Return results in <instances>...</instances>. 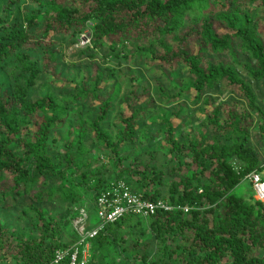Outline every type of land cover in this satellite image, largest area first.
I'll use <instances>...</instances> for the list:
<instances>
[{
  "label": "trees",
  "instance_id": "1",
  "mask_svg": "<svg viewBox=\"0 0 264 264\" xmlns=\"http://www.w3.org/2000/svg\"><path fill=\"white\" fill-rule=\"evenodd\" d=\"M29 1L31 8L24 0H0V70L12 60L17 64L11 91L0 92V208L25 200L22 214L32 221L28 235L0 222L3 260L50 264L58 250L72 245L62 236L77 209L91 213L102 192L125 181L174 209L107 225L91 240L89 264H264V204L253 193L246 198L236 192L251 174L264 172V110L252 88L264 81V0ZM87 29L91 44L79 58L95 61L103 53L117 66L72 65L66 76L57 73L60 51L43 41L54 35L76 45ZM39 47L45 49L43 66L28 52ZM225 54L233 61L221 59ZM123 63L132 88L122 103L130 115L118 114L113 133L108 122L122 93ZM130 65L171 80L169 89H158L166 104L194 96L202 110L212 106L204 116L212 134L185 132L186 104L158 110L151 88L135 83L141 77ZM181 69L187 77H180ZM60 83L68 91L58 94ZM220 91L235 98L214 101L209 95ZM85 106L92 108L86 118ZM142 120L160 125L159 148L172 157L171 181L158 178L162 173L150 163L121 169L127 147L154 138ZM53 147L61 153L52 155ZM99 148L113 164L109 177L97 165L102 157L93 156ZM57 195L69 205L60 218L44 206ZM127 228L133 230L128 239Z\"/></svg>",
  "mask_w": 264,
  "mask_h": 264
},
{
  "label": "rangeland",
  "instance_id": "2",
  "mask_svg": "<svg viewBox=\"0 0 264 264\" xmlns=\"http://www.w3.org/2000/svg\"><path fill=\"white\" fill-rule=\"evenodd\" d=\"M24 5L27 6L28 8H31L32 5L30 4L29 0H24ZM1 3V2H0ZM34 7H36L35 4H33ZM2 11L0 10V15ZM54 35L50 37L49 40L43 41L44 45L55 43L54 46H51L50 48H56L57 50L60 51V58L58 61V67H57V73H62L64 76L67 75L68 71L71 69L72 65L77 66L73 67L74 69H79L82 65L84 66H89L90 69L93 68L94 65L101 66L102 68H110V67H116L117 66V60L108 57L107 59L105 58V55L103 53L98 54L97 59L93 61V59L89 57H80V52L81 50L86 49V46L91 44V32L89 29H87L84 34L81 35V38L79 40V43L76 45H69L67 43H62L61 41L57 40L56 38H53ZM90 42V43H89ZM56 46V47H55ZM132 46H128V50H131ZM33 59L40 60V64L43 66L46 64V61L44 60L45 57V49L42 47H39L36 50L33 51H28ZM211 57V56H210ZM223 60L232 62V57L229 54H225L221 56ZM242 58V57H241ZM17 66L14 61H10L9 65L6 67L5 70H0V92H5V91H11V86H12V77L11 73ZM129 65L124 64L121 67L122 72L124 73V77L121 78L119 76V73H117V79H124L122 81L120 79V82L122 83V93L121 96L116 102L114 103V111L111 114V118L108 122V126L111 128V131L115 133L116 127L114 126V122L118 116L119 113L122 111L126 115H130V110L127 107L126 104L122 103V97L125 95L129 94V89H131V85L129 82V71H128ZM130 68L133 72L138 73L141 77L140 80H137L135 83L141 84L143 86L144 84H148L149 87L151 88V96L153 99L156 101V106L157 109L159 110L161 107H165L169 111H176L178 110L179 106L182 104H186L189 108V113L186 116L183 124H185V132H189L190 130H194L197 132L200 128L204 129L205 132H210V130L207 129V127L204 124V116L207 113L212 112L213 108L212 106H207L205 110L201 109L200 104H195L196 97L194 96H189L186 99L182 101V103H172L170 105L166 104V101H161L162 97H160L159 94V85H162L164 89H169L170 87V82L171 80H167L165 77H162L161 72L155 73L152 72L151 70H148L145 68L143 65H130ZM120 77V78H119ZM180 77L184 78L187 77V73L183 71V69L180 70ZM169 78V77H167ZM118 81V80H117ZM119 82V81H118ZM252 88L254 93L257 96L258 99V104L261 106V108L264 110V81L262 82H254L252 83ZM58 94L65 93L68 91V89L64 88L63 83H60V88L56 89ZM111 92L108 90V93ZM171 93H173L171 91ZM34 98L38 96V92H34ZM211 96H213L214 101H223V102H229L231 99L235 98L234 94H228L226 92H210ZM92 110L91 107L85 106L82 113L83 117H87L89 112ZM75 111V110H74ZM75 113V112H74ZM74 120H76V116H74ZM142 126H148L149 131L153 134L154 138L151 140L149 143L146 141L145 143H139L135 146H130L126 148V151L124 153V157L127 159L125 163L121 166V169L125 168L128 166L129 162L133 165L131 166H139V163L141 162L142 164H147L150 163L152 166L156 167L161 173V175H158L160 177L158 178H164L165 180L171 181V175L170 172L172 171L173 168V163H172V157L164 150H161L159 148V144L161 141V135L159 134V129L160 125L159 124H153L151 123L150 120H142L141 121ZM255 123H259V119L256 117L255 118ZM179 121H174V125L178 126ZM204 124V125H203ZM203 125V127L201 126ZM183 129V128H181ZM208 130V131H207ZM62 132H65V129L62 130ZM211 133V132H210ZM256 127L253 128V135H254V140L253 143L257 145L258 141L256 140ZM212 134V133H211ZM88 145H91L93 143L92 139H89L87 141ZM146 146H149L155 150L153 155L148 153V149ZM61 153V149H55L53 147L51 154H58ZM100 155L102 157L101 162L98 163L97 165L100 168H103L102 170L107 173V176L109 177L113 173V164L111 160L108 158V152L105 151L104 149H97L96 152L93 154V156ZM251 184L249 181L243 182V184L238 188L236 191L238 195H242L246 198H249L253 191L251 190ZM76 191L78 194H82L83 196L86 197V199H89V196H86L85 193H83V190H80L76 188ZM25 200L22 201L19 205L15 206L13 209L8 210L4 208H0V222L5 226L8 230L10 231H16L18 233H25L29 234L30 232V225L32 224L31 219L25 218L23 216V211L25 210ZM44 206L48 209L49 213L54 215L56 218H60L67 209L69 208L68 203L64 202L59 195L55 197V200L53 202L44 204ZM85 208L77 209L79 212ZM86 210V209H85ZM87 211V210H86ZM91 213H88L89 216V224H92L93 226L97 225L99 223V219L97 217V213L95 211V208L93 211H90ZM76 219V218H75ZM75 219L73 220L72 223V228L70 227L69 229L65 230L62 236L63 242L69 243V244H74L78 240V235L76 233L75 227H74V222ZM125 235L126 238H129L128 233L133 232V230L127 228L125 229ZM132 240V239H131ZM154 252V251H153ZM154 256V255H153ZM3 255L0 254V264H16L13 260L9 259L10 261L5 262ZM120 264V263H118Z\"/></svg>",
  "mask_w": 264,
  "mask_h": 264
},
{
  "label": "built area",
  "instance_id": "3",
  "mask_svg": "<svg viewBox=\"0 0 264 264\" xmlns=\"http://www.w3.org/2000/svg\"><path fill=\"white\" fill-rule=\"evenodd\" d=\"M248 181L255 200L264 204V172H254L248 177ZM173 209L174 206L164 200L146 199L125 181L112 184L98 196L95 202L99 223L95 226L89 224L88 213L82 209L74 222L78 240L70 247L58 250L50 264H89L91 240L96 238L107 225L127 216L149 218L158 212H170ZM184 211L188 212L189 209L185 208Z\"/></svg>",
  "mask_w": 264,
  "mask_h": 264
}]
</instances>
